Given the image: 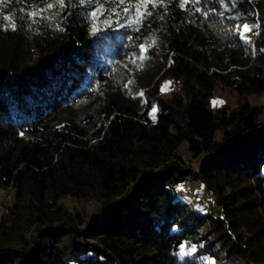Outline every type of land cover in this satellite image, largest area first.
Wrapping results in <instances>:
<instances>
[{"label": "trees", "instance_id": "obj_1", "mask_svg": "<svg viewBox=\"0 0 264 264\" xmlns=\"http://www.w3.org/2000/svg\"><path fill=\"white\" fill-rule=\"evenodd\" d=\"M47 2L0 0V264H264V108L247 101L264 93V0H172L95 33L81 0L20 19ZM218 86L234 107H212ZM181 152L203 158L184 169Z\"/></svg>", "mask_w": 264, "mask_h": 264}, {"label": "snow or ice", "instance_id": "obj_2", "mask_svg": "<svg viewBox=\"0 0 264 264\" xmlns=\"http://www.w3.org/2000/svg\"><path fill=\"white\" fill-rule=\"evenodd\" d=\"M82 3H87L92 5V10L89 12V19L91 20V31L95 33L98 31V21L100 25L111 27L113 23L119 24L120 19L127 17L128 18V26L139 25L142 23L145 13L148 17L153 16V11L148 10V6L151 5L153 9H155L158 5H167L171 3L172 0H81ZM71 3V0H51V2L46 3V7H39V5H34V11H27V8H22L21 12L24 13L23 16L20 17L21 20L28 19L31 23H36L37 20H44L47 17L44 15L45 12L50 11L54 8L59 7L60 9H65L68 4ZM201 3V0H179V7L184 9L185 5L191 4L193 6ZM108 5H111L110 7ZM122 5H126L121 8ZM195 11L200 12V7H195ZM121 12L123 15L121 16ZM59 15L60 13H55ZM115 16L117 19L114 21L112 17ZM103 18V19H101ZM162 18V17H161ZM4 19H9L8 16H5ZM30 26V25H29ZM16 24H12V30H16ZM237 29H243L240 32V40L245 41V31H252L255 25L250 26L247 23L243 25H236ZM63 30V29H58ZM139 31V28L135 29ZM246 42V41H245ZM153 44H155V40H153ZM149 48L152 45H148ZM147 49H145L144 45L140 46V55L137 57L134 53L132 55V62L135 63L137 59L141 62L146 60L148 57L145 55ZM142 66V64H141ZM131 83V81H129ZM127 87V85H125ZM165 90L164 87L161 88L163 92ZM143 95V93H141ZM223 103V101H214L213 104ZM153 113L156 111V108L153 107ZM181 255L184 254V245L180 246ZM190 251L194 252L195 248L190 249Z\"/></svg>", "mask_w": 264, "mask_h": 264}, {"label": "rangeland", "instance_id": "obj_3", "mask_svg": "<svg viewBox=\"0 0 264 264\" xmlns=\"http://www.w3.org/2000/svg\"><path fill=\"white\" fill-rule=\"evenodd\" d=\"M237 97L235 94L231 92H226L221 90V88L218 86L215 89V97L214 100L212 101L211 105L212 107L215 106H220L223 104L229 105V107H234L235 105V100ZM214 101H223V103H217L213 104ZM247 101L254 106H261L264 108V93L260 95H250L247 97ZM183 151V150H182ZM181 155V160L179 161V165L184 168H193L196 169L200 163V160L203 158V155L198 156V157H189L187 154L185 155L183 152L180 153ZM180 189V188H179ZM205 188L195 182H191L185 186V188H181L180 192L184 194V198L190 203V204H195L197 202L203 203V204H209L208 200V195L206 191L204 190ZM10 192H4L3 195L0 197V214L6 207L5 205L8 204L10 201ZM63 204H65L70 211L72 212H78L85 217V219H90L91 217L95 216V212H97L101 207H102V202L100 201H88L84 203H79L71 200H64ZM230 264V263H227Z\"/></svg>", "mask_w": 264, "mask_h": 264}, {"label": "built area", "instance_id": "obj_4", "mask_svg": "<svg viewBox=\"0 0 264 264\" xmlns=\"http://www.w3.org/2000/svg\"><path fill=\"white\" fill-rule=\"evenodd\" d=\"M190 182L189 181H185L182 185H180L178 188H185V186L187 185V184H189ZM5 191H4V189H2V188H0V197L3 195V193H4ZM9 203V202H8ZM7 211H6V208H4V210L1 212V214H0V216L2 215V214H5Z\"/></svg>", "mask_w": 264, "mask_h": 264}]
</instances>
